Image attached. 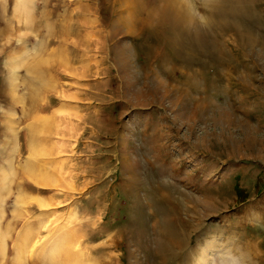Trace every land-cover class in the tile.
<instances>
[{
    "label": "rangeland",
    "instance_id": "obj_1",
    "mask_svg": "<svg viewBox=\"0 0 264 264\" xmlns=\"http://www.w3.org/2000/svg\"><path fill=\"white\" fill-rule=\"evenodd\" d=\"M243 7L211 44L162 0H0V264H181L213 238L212 264H264V0Z\"/></svg>",
    "mask_w": 264,
    "mask_h": 264
},
{
    "label": "bare ground",
    "instance_id": "obj_2",
    "mask_svg": "<svg viewBox=\"0 0 264 264\" xmlns=\"http://www.w3.org/2000/svg\"><path fill=\"white\" fill-rule=\"evenodd\" d=\"M169 8H171V11L173 12L174 20H175V29H178L180 32L187 33L188 35L194 34V37H196L197 42H206V43H215V41L209 36L208 39V29L212 25H227L230 22H235L239 18V14L241 13L240 8L242 9V12L244 10L243 6H250L251 3H253V0H201L202 6L205 8V16H202L200 14H197L195 4L193 3V0H162ZM246 12V11H244ZM248 13V12H247ZM244 14V13H242ZM241 14V15H242ZM202 19L205 23L202 22ZM242 29V28H240ZM177 36V35H176ZM245 36V40L248 45H254L256 42H259V40L253 38L250 34L242 35V38ZM178 37V36H177ZM40 205L42 207H46V203L44 200H39ZM187 227H191L192 229L189 230ZM68 225L62 226L59 230H61V233L57 236V238L54 240L51 253L49 254V257L52 255V260L56 254L64 251L65 249H68L66 252H69V244L71 246V234H69V230L67 229ZM187 231L183 230V233L181 234V238L178 240H171L169 243V250L166 252L172 256L177 258V255L183 254L184 250L188 247V237L193 232L194 226L189 225L186 226ZM58 230V229H57ZM165 230V229H164ZM226 232V231H225ZM162 233V232H161ZM220 233V232H218ZM222 234V233H221ZM185 235V236H183ZM215 238H213V241ZM229 240H233L230 238ZM175 241V243H174ZM208 241V240H207ZM212 241V239H211ZM206 242L203 244L202 240H199L198 243L200 245L199 248H195L192 250L191 253H194L192 255H187L184 258H181L183 261H181V264H212V260L215 262L217 261V257L220 253L224 251L221 248H223L222 239H217L214 242ZM167 243V244H168ZM176 245L180 248V252L176 249ZM76 249H79L78 252H82L81 245L75 244ZM81 248V249H80ZM164 248V247H163ZM165 252V251H164ZM198 255L205 256L206 259H200L199 261L195 259V257ZM68 257V256H67ZM65 258V261H62L60 264H68L70 258ZM243 258H245V254H242L240 257L233 258L231 261H228L229 264H243ZM72 259V258H71ZM201 261L203 263H201ZM222 264L225 263L224 260H222ZM68 262V263H67ZM93 262L96 264L95 261L90 260L88 264H93ZM221 262V261H220ZM232 262V263H230ZM105 263V261H104ZM160 263V262H159ZM51 264H59L54 263L52 261ZM70 264V263H69ZM72 264V262H71ZM163 264V263H161ZM221 264V263H220ZM226 264V263H225Z\"/></svg>",
    "mask_w": 264,
    "mask_h": 264
},
{
    "label": "crops",
    "instance_id": "obj_3",
    "mask_svg": "<svg viewBox=\"0 0 264 264\" xmlns=\"http://www.w3.org/2000/svg\"><path fill=\"white\" fill-rule=\"evenodd\" d=\"M245 191V190H244ZM246 193H248L247 191H245Z\"/></svg>",
    "mask_w": 264,
    "mask_h": 264
}]
</instances>
